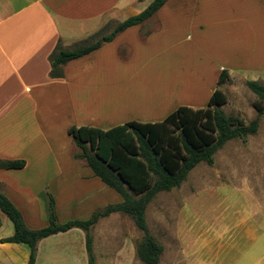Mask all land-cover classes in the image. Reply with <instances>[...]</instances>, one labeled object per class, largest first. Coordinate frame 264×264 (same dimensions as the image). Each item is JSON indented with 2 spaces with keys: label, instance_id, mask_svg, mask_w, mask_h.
Returning a JSON list of instances; mask_svg holds the SVG:
<instances>
[{
  "label": "crops",
  "instance_id": "1",
  "mask_svg": "<svg viewBox=\"0 0 264 264\" xmlns=\"http://www.w3.org/2000/svg\"><path fill=\"white\" fill-rule=\"evenodd\" d=\"M152 1L0 0V160H25L22 168H0V192L23 220L20 205L49 220L48 193L64 222L121 201L74 157L69 127L156 122L178 106L204 107L222 70L248 81L264 77V0H168L144 22L64 64L62 76H50L58 42L64 49L94 43ZM123 215L111 212L91 226L96 264L127 259V239L115 241L122 229L111 223ZM4 216L0 210V239L14 232ZM52 237L69 242L41 255ZM29 253L24 243L0 242V264H26ZM43 258L88 264L85 232L75 227L41 239L35 264Z\"/></svg>",
  "mask_w": 264,
  "mask_h": 264
},
{
  "label": "trees",
  "instance_id": "2",
  "mask_svg": "<svg viewBox=\"0 0 264 264\" xmlns=\"http://www.w3.org/2000/svg\"><path fill=\"white\" fill-rule=\"evenodd\" d=\"M167 1L153 0L141 12L118 23L109 35L94 43L64 49L58 42L49 55L50 76H62L64 64L99 48L103 42L111 41L128 27L144 22ZM228 75L226 70H222L218 83L225 81ZM246 86L264 101V84L249 80L246 81ZM224 103V95L215 89L206 106H178L161 121L131 120L108 129L92 126L69 127L67 132L80 149L74 157L83 159L95 176L119 194L121 201L93 212L87 219L60 223L54 199L48 193V224L31 229L25 224L14 203L0 192V210L14 228L13 234L1 238L0 242L26 244L30 249L26 264H35L36 245L41 239L76 227L85 232L88 264H96L90 228L100 217L111 212H120L129 216L142 233L135 246L138 259L144 264H159L163 245L150 233L147 226L148 204L158 193L179 187L200 162L211 165L215 152L226 142L233 139L246 141L248 136L258 130V116L264 115V108L259 109L257 117L242 123L223 111L220 106ZM24 165L23 159L0 160V168H22Z\"/></svg>",
  "mask_w": 264,
  "mask_h": 264
},
{
  "label": "rangeland",
  "instance_id": "3",
  "mask_svg": "<svg viewBox=\"0 0 264 264\" xmlns=\"http://www.w3.org/2000/svg\"><path fill=\"white\" fill-rule=\"evenodd\" d=\"M246 81L228 75L217 88L225 98L220 107L242 123L257 117L258 110L264 108V101L249 90ZM257 81L264 84V77ZM258 117L255 134L246 141L226 142L215 152L211 165L200 162L179 187L158 193L148 204L147 226L163 245L159 264H264V115ZM20 206L28 228L47 224L48 217L42 221ZM6 221L10 223L8 218ZM111 223L122 229L114 240L127 239L129 246L127 259L114 264H144L132 253L131 245L135 247L142 237L133 220L123 215ZM68 242L63 237L49 238L40 254ZM43 259L39 264L51 262Z\"/></svg>",
  "mask_w": 264,
  "mask_h": 264
}]
</instances>
